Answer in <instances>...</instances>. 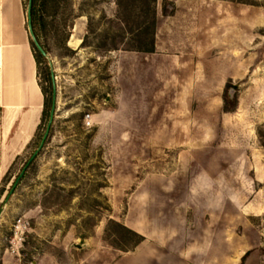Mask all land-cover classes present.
I'll list each match as a JSON object with an SVG mask.
<instances>
[{
  "label": "rangeland",
  "instance_id": "374dc122",
  "mask_svg": "<svg viewBox=\"0 0 264 264\" xmlns=\"http://www.w3.org/2000/svg\"><path fill=\"white\" fill-rule=\"evenodd\" d=\"M116 2H36L51 107L0 182V264H264V0H157L155 60Z\"/></svg>",
  "mask_w": 264,
  "mask_h": 264
},
{
  "label": "crops",
  "instance_id": "0c3cea01",
  "mask_svg": "<svg viewBox=\"0 0 264 264\" xmlns=\"http://www.w3.org/2000/svg\"><path fill=\"white\" fill-rule=\"evenodd\" d=\"M162 50V46L158 43L155 52L150 53L154 60L156 59L154 57L164 55L160 53ZM15 53L18 68H21L23 88L26 85L34 87L37 102V111L33 116L35 127L27 141L20 146L15 142L16 136L20 131L23 117L31 110V105L27 101L29 98L28 91L25 88L23 93L19 92L16 95L6 97L4 96L6 95L4 87H2L3 55L7 54L14 58ZM4 97L6 98L4 99ZM44 101L45 96L37 78V62L31 48L30 35L25 25L22 0H0V182L13 161L20 155L22 148L27 146L26 144L29 143L28 141L39 125L44 109ZM8 111L10 112L8 113ZM6 117L7 123H5Z\"/></svg>",
  "mask_w": 264,
  "mask_h": 264
},
{
  "label": "trees",
  "instance_id": "16d2710c",
  "mask_svg": "<svg viewBox=\"0 0 264 264\" xmlns=\"http://www.w3.org/2000/svg\"><path fill=\"white\" fill-rule=\"evenodd\" d=\"M37 1L38 0H33L32 15L34 30L40 40V35L37 31V25L39 24L36 9ZM116 3L118 5L119 11L123 16H125L128 11H133L134 13H137L138 20L140 18L142 19L139 20V23H137V26L134 29H131V33L137 37L139 44L136 46L128 47L126 48V50L141 51L146 53L155 52V34L157 28V0H117ZM33 48L35 49L34 45ZM38 53L41 55L40 52ZM34 56L35 59L38 60V54L34 53ZM40 86L44 93V88L41 84ZM232 105V108L225 106V110L227 112L233 111L236 107V102H234ZM49 107H51V100L48 101L45 98L44 109L41 117L42 121H45L46 117L49 115ZM105 237L108 241L111 242L112 245L123 251H132L146 240V236L142 233L112 218L109 219L106 225Z\"/></svg>",
  "mask_w": 264,
  "mask_h": 264
},
{
  "label": "bare ground",
  "instance_id": "6f19581e",
  "mask_svg": "<svg viewBox=\"0 0 264 264\" xmlns=\"http://www.w3.org/2000/svg\"><path fill=\"white\" fill-rule=\"evenodd\" d=\"M79 31V28H76V33H74L69 41V46L73 48H78L81 39L77 37V32ZM15 55L14 58H11L7 54L3 55V73H2V81H3V86L4 87V92L6 97L9 95H16L17 93H23V90L28 91V103L31 105V110L23 117L21 128L19 133L16 136V143L18 146L22 145L25 141H27L29 135L31 134V131L35 127L34 123V114L37 107V102L35 100L36 96V90L34 87L31 85L23 88V82H22V76H21V68H18L17 61L15 60ZM25 86V85H24ZM4 97V99L6 98ZM12 99V97H11ZM25 99V98H23ZM26 100V99H25ZM12 109V108H11ZM10 111H8L9 113ZM7 123V117H6V122ZM16 148V147H15Z\"/></svg>",
  "mask_w": 264,
  "mask_h": 264
},
{
  "label": "water",
  "instance_id": "95a60500",
  "mask_svg": "<svg viewBox=\"0 0 264 264\" xmlns=\"http://www.w3.org/2000/svg\"><path fill=\"white\" fill-rule=\"evenodd\" d=\"M32 8H33V0H29V4H28V8H27V29H28L29 35H30L35 47L37 48V50L42 55L47 57L48 54H47L45 48L43 47V45L41 44V42H40V40H39L35 30H34ZM50 65L53 68L52 62H50ZM52 75H53V81H54L53 69H52ZM56 109H57V89H56V85H55V81H54L53 102H52L50 120H49V123H48L47 130H46V132H45V134L43 136V139H42L39 147L35 150L34 154L31 156V158L29 159V161L27 162V164L23 168L22 172L19 174V176L15 180V182L13 184V188L11 190V193L13 192L15 187L19 184V182H20L21 178L24 176L28 166L37 158V156L39 155V153L43 149V147L45 145V142H46V140H47V138L49 136L50 128H51V126H52V124L54 122ZM0 216H1V213H0ZM80 247H82V246L80 245Z\"/></svg>",
  "mask_w": 264,
  "mask_h": 264
}]
</instances>
